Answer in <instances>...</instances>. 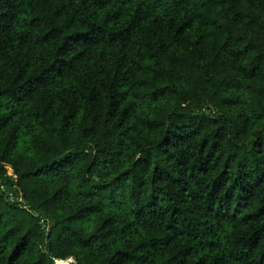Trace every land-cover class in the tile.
I'll list each match as a JSON object with an SVG mask.
<instances>
[{
    "label": "trees",
    "instance_id": "obj_1",
    "mask_svg": "<svg viewBox=\"0 0 264 264\" xmlns=\"http://www.w3.org/2000/svg\"><path fill=\"white\" fill-rule=\"evenodd\" d=\"M0 264H264V0H0Z\"/></svg>",
    "mask_w": 264,
    "mask_h": 264
}]
</instances>
